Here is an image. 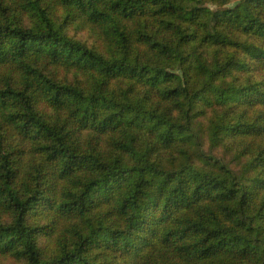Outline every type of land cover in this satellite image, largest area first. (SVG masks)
<instances>
[{"label": "trees", "instance_id": "1", "mask_svg": "<svg viewBox=\"0 0 264 264\" xmlns=\"http://www.w3.org/2000/svg\"><path fill=\"white\" fill-rule=\"evenodd\" d=\"M0 264H264V0H0Z\"/></svg>", "mask_w": 264, "mask_h": 264}, {"label": "rangeland", "instance_id": "2", "mask_svg": "<svg viewBox=\"0 0 264 264\" xmlns=\"http://www.w3.org/2000/svg\"><path fill=\"white\" fill-rule=\"evenodd\" d=\"M242 0H237V2ZM236 3H232L225 8L229 7L232 8ZM224 8V9H225ZM66 32L70 34L71 36H74L78 40H83L86 43L90 44L92 47H96L97 50L100 49L101 42L99 39L94 36L88 28H76L72 27L71 25H68V28L66 29Z\"/></svg>", "mask_w": 264, "mask_h": 264}]
</instances>
